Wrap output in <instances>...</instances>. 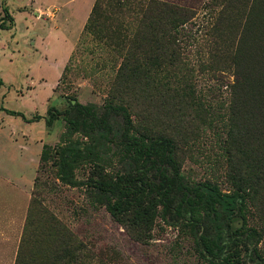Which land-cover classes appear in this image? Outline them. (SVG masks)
Here are the masks:
<instances>
[{
    "label": "rangeland",
    "instance_id": "1",
    "mask_svg": "<svg viewBox=\"0 0 264 264\" xmlns=\"http://www.w3.org/2000/svg\"><path fill=\"white\" fill-rule=\"evenodd\" d=\"M94 1L5 0L6 15L0 0V24L7 27H0V174L14 176L0 177V184L28 188L27 264H203L188 227L160 217L149 229L131 227L92 202L83 183L89 164L75 169L76 185L60 181L51 162L39 169L43 145H58L65 131L62 114L45 124L47 109L112 96L135 123L176 140L188 181L209 180L224 192L246 189L245 224L259 230L264 254V111L236 90L234 73V59L261 36L251 3L162 0L192 15L175 29L176 58L161 73L171 87H186L181 97L135 83L133 94L118 96L121 56L83 29ZM218 15L223 19L213 29ZM2 108L41 118L26 121ZM116 165L113 157L109 167Z\"/></svg>",
    "mask_w": 264,
    "mask_h": 264
},
{
    "label": "trees",
    "instance_id": "2",
    "mask_svg": "<svg viewBox=\"0 0 264 264\" xmlns=\"http://www.w3.org/2000/svg\"><path fill=\"white\" fill-rule=\"evenodd\" d=\"M4 1L2 9L9 15ZM247 2L261 36L234 59L236 90L252 99V109L258 102L264 111V0ZM191 16L188 9L162 0H95L83 29L121 56L114 86L118 96L133 94L135 83L137 88L141 84L184 97L186 87H171L170 77L161 73L176 58L175 29ZM222 19L218 15L211 28ZM246 21L247 16L243 27ZM2 109L26 121L41 118ZM47 113L46 125L62 114L65 131L58 145H43L39 169L51 162L60 181L76 185L75 169L87 163L83 183L91 201L104 206L116 220L149 229L160 217L167 224L188 227L203 264H264L261 234L245 224L246 189L224 192L209 180L188 181L181 173L177 143L171 135L151 133L149 126L135 123L127 106L113 96L102 104L74 99L64 110L49 107ZM113 157L117 165L109 167ZM35 203L32 197L31 212ZM235 220L243 224L238 226ZM28 243L24 230L14 264H27Z\"/></svg>",
    "mask_w": 264,
    "mask_h": 264
},
{
    "label": "crops",
    "instance_id": "3",
    "mask_svg": "<svg viewBox=\"0 0 264 264\" xmlns=\"http://www.w3.org/2000/svg\"><path fill=\"white\" fill-rule=\"evenodd\" d=\"M0 177L6 180L14 178L12 175L5 177L1 174ZM28 202L27 187L0 184V264L15 262Z\"/></svg>",
    "mask_w": 264,
    "mask_h": 264
},
{
    "label": "water",
    "instance_id": "4",
    "mask_svg": "<svg viewBox=\"0 0 264 264\" xmlns=\"http://www.w3.org/2000/svg\"><path fill=\"white\" fill-rule=\"evenodd\" d=\"M72 102H74V100Z\"/></svg>",
    "mask_w": 264,
    "mask_h": 264
}]
</instances>
